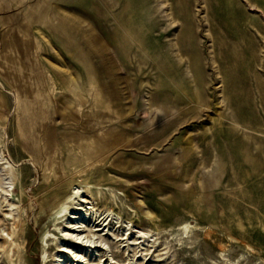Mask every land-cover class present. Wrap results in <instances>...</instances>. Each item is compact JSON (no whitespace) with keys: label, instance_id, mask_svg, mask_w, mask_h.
<instances>
[{"label":"rangeland","instance_id":"1","mask_svg":"<svg viewBox=\"0 0 264 264\" xmlns=\"http://www.w3.org/2000/svg\"><path fill=\"white\" fill-rule=\"evenodd\" d=\"M0 158V264H264V0H0Z\"/></svg>","mask_w":264,"mask_h":264},{"label":"bare ground","instance_id":"2","mask_svg":"<svg viewBox=\"0 0 264 264\" xmlns=\"http://www.w3.org/2000/svg\"><path fill=\"white\" fill-rule=\"evenodd\" d=\"M234 15L237 16V13L234 12ZM18 64L19 63L17 62V64H16L17 66L16 67H18ZM12 65H11V67H12ZM19 66L20 67H23V65H19ZM12 78L14 79V82L16 83L17 88L20 91H23V94H25L27 97H32L33 87H31L30 83L27 82V79H26L25 75H19L17 73H15V74L13 73L12 74ZM72 78H73L74 81H76L75 80L76 79L75 77H72ZM42 87L43 86H40V83H39V91L42 90ZM197 96L201 100L202 99L203 100L208 99L206 96H203L201 94V92L197 93ZM26 103H27L26 113L28 114V116H31L32 117V121L33 122H35V119L38 121V122H35L34 124H32V127L34 128L35 125L36 126L39 125V113H40L41 110H42V112H44V109L42 107L43 105L42 104L40 105L39 99L38 100H36V99L27 100L26 99ZM36 104H37V106H36ZM38 143H39V139H38ZM54 149L56 150L55 147L53 149H51V147L49 145H47V147H46V151L48 150V153H51V151L54 150ZM97 149H98V147L95 148V152H96L95 153V156H96V158L100 159L101 158V154L100 153H101L102 149H100V147H99V149H100V150L98 149L99 150V153H97ZM38 152H39V147H38ZM91 154H93V153H91ZM50 176H53L54 179H52L51 181H49V183H48V187L49 188H54L56 190H60V186L62 184L69 183L68 180L65 181V182H63V183H61L62 182L61 181L62 180L61 179V176L62 175H58L57 172H54ZM92 194H93V192H91V190H82L81 188H79V189H77L74 192L73 195H71L69 197L70 198L69 201L63 202L62 204H60V206L58 208L59 209L58 210L59 212H58L55 220L58 219V225H60L62 222H65L66 223V228L63 230L64 231L63 232L64 241L65 240H68V242H71V244L74 245V246L86 247V246H88L87 245V242L88 243L91 242L92 244L98 243L95 246V248H98V247L101 248L102 245H99V244L100 243L102 244L103 241H104V239H102V237H99L98 238V241L94 240V237L97 236V234L99 232H102V234H103V232L105 231V228L109 225V224H106V221L108 220V218L103 217L102 216L103 214H100L99 216L97 215L96 217H94L93 224H91V223L86 224L84 221H82L81 214H79L77 212L76 213L71 212L70 214L69 213H65L66 211L69 210L68 209V208H70L69 205H73L77 201L80 202L79 204L83 206V208H77V209H82L83 210L84 207H86L87 204H93V207H91L89 209H94L97 204H95V199L93 198V195ZM92 212H93V210H92ZM87 231H89L91 233V235H89V236L87 235V237H89V240L88 241H85L84 240V237H83L84 236L83 235V232H87ZM104 234H106V232H104ZM8 235L11 236V237H13V233H11V232H9ZM73 250L74 249H72V247L70 249L64 243L63 245H60L59 252L68 253V254L71 255V254H73ZM59 261H61V260L59 259ZM44 262L47 263V259H44ZM83 263H85V262L83 261L82 264Z\"/></svg>","mask_w":264,"mask_h":264}]
</instances>
